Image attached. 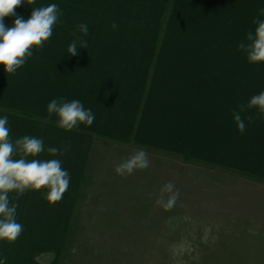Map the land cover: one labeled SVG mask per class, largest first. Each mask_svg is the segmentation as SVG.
Returning a JSON list of instances; mask_svg holds the SVG:
<instances>
[{"label":"rangeland","instance_id":"1","mask_svg":"<svg viewBox=\"0 0 264 264\" xmlns=\"http://www.w3.org/2000/svg\"><path fill=\"white\" fill-rule=\"evenodd\" d=\"M53 3L58 5V19L52 36L42 47H35V71L50 68L52 61L44 54L50 40L69 36L86 23L94 30L87 33L118 40L115 44L122 56L130 55L142 68L146 64L155 75L154 85L159 78L157 65L171 68L167 63L171 56H179L176 64L184 71L192 68L179 64L181 56L192 55L201 61L209 57L211 62L206 65L211 70L264 72V62L250 63L247 52L239 48L241 43H251L247 35L255 33L258 24L254 21L264 20V0H34L31 5L25 0L15 12L27 20L33 9ZM14 19L7 16L4 23L12 26ZM166 77L170 83V74ZM248 81L259 80L250 77ZM25 91L28 93L22 97L10 96L17 101L8 97L5 102L0 96V103L39 113L36 107L43 104H35V94L29 88ZM259 91L247 89L240 96L241 105ZM158 95L159 100H171L169 95L163 97L164 93ZM236 108L233 113L240 112L245 131L255 122L263 124L264 114L257 108L242 112L240 106ZM215 112L209 114L215 116ZM4 116L8 117L6 126L13 144L25 135L35 137L34 120L0 111V118ZM233 122V141L243 140L247 134L238 130L234 117ZM97 148L94 151L100 150L103 157L96 170L92 158L88 163L68 224L67 250L61 264L67 258L99 257L90 254L92 248L127 249L133 253L127 256L133 264H264V181L246 174L249 167L238 170L241 160L247 164L253 161L242 158L249 155L228 152L223 162L234 169L134 145L116 147L104 138L98 140ZM137 150L147 153L149 167L117 175L114 167ZM168 182L172 191L162 193ZM33 194L35 191L26 190L23 200ZM17 199L15 190L9 193L10 204H16ZM33 213L35 207L18 206L16 216Z\"/></svg>","mask_w":264,"mask_h":264},{"label":"crops","instance_id":"2","mask_svg":"<svg viewBox=\"0 0 264 264\" xmlns=\"http://www.w3.org/2000/svg\"><path fill=\"white\" fill-rule=\"evenodd\" d=\"M73 30L69 36L49 41L44 54L52 62L47 71H35V46L30 49L31 57H27L15 73H5L4 66L0 65V96L5 97L2 101L7 102L10 96L22 97L28 93L25 88H29L31 94H35V104L36 101L43 104L36 107L39 113H33L0 103L1 112L35 121V137L43 139L44 151L27 159H59L71 177L68 190L55 204L46 201L47 188L27 195L24 200L23 195L19 196L16 204L35 207V213L16 216L17 222L24 223L23 232L16 241H0V260L6 257L5 264H61L67 250L64 245L68 224L83 178L91 158L93 169L98 167L103 156L100 150H94L98 149V140L103 138L116 147L134 145L236 169L223 162L233 150L249 155L242 158L253 160L249 164L241 160V167L237 169L245 171L243 169L249 167L246 174L264 181V121L248 127L243 140L232 139L235 133L233 110L241 105L240 96L247 89L264 91V81H260L264 80V72L211 70L206 65L211 62L207 60L209 57L201 61L200 57L192 55L181 56L179 64L192 68L184 71L176 64L179 56H171L167 57L171 68L157 65L159 78L154 85L155 75L150 74L146 64L142 68L130 55L120 54L115 44L118 40H104L98 33L85 35L78 27ZM88 31L94 30L88 28ZM73 40L77 41V55L70 56L67 49ZM80 41L87 43L86 49L79 48ZM167 73L172 77L170 83ZM250 77L259 81L249 82ZM162 93L166 94L163 97L169 95L171 100H159L158 94ZM59 98L65 102L80 100L94 113L93 124L81 123L71 131L58 127V117L56 114L49 116L47 105ZM10 101L17 99L10 97ZM201 104H207V109H201ZM209 111H216L215 116ZM216 114L221 117L216 118ZM49 147L61 149L63 155L49 154ZM12 158L19 159L20 154L15 153ZM91 251V255L100 256L84 260L67 258L65 264H133L127 257L133 253L127 249L92 248ZM120 255L124 257H115Z\"/></svg>","mask_w":264,"mask_h":264},{"label":"clouds","instance_id":"3","mask_svg":"<svg viewBox=\"0 0 264 264\" xmlns=\"http://www.w3.org/2000/svg\"><path fill=\"white\" fill-rule=\"evenodd\" d=\"M34 0H27L31 5ZM25 4V0H0V65L4 66L7 74L15 73L22 67L27 57L32 55L30 49L33 46L39 48L52 36L53 26L58 19V5L50 4L46 7H39L32 10L30 17L25 20L18 16L15 9ZM15 17L12 26H6L4 18ZM254 23L258 24L255 33H248L247 40L251 43H241L240 49L247 52V59L250 63L264 62V20L257 18ZM78 30L87 34L88 26L81 23ZM113 27H116L114 24ZM79 48H87L85 41H80ZM77 41L73 40L68 46L70 56L77 55ZM257 108L264 114V92L253 95L249 102L240 105V111ZM49 116L56 114L58 127L71 131L83 123L91 126L95 121V115L91 109H86L80 100L65 102L63 98L53 99L47 105ZM248 119H251L249 117ZM234 120L238 130L245 131V123L240 112L234 113ZM8 117L0 118V241L14 242L23 232V225L16 220L17 204H10L9 193L13 190L17 198L26 190L38 191L47 188L46 201L49 204L59 202L70 185V173L62 167L59 159H27L37 157L44 151L43 139L23 136L13 144L9 138ZM48 153L55 156L63 151L56 147H49ZM15 153L20 154L19 159H13ZM150 161L147 153L137 150L121 163L114 167V172L119 176L131 175L136 170H145L149 167ZM173 185L168 182L161 192H171ZM175 197H173V200ZM173 201L170 200L169 204ZM0 260V264H5Z\"/></svg>","mask_w":264,"mask_h":264},{"label":"trees","instance_id":"4","mask_svg":"<svg viewBox=\"0 0 264 264\" xmlns=\"http://www.w3.org/2000/svg\"><path fill=\"white\" fill-rule=\"evenodd\" d=\"M23 115H25V116H27V117H35L34 115L29 114V113H23ZM184 159H186V160H192V159L189 158V157H184ZM193 161H195V160H193Z\"/></svg>","mask_w":264,"mask_h":264}]
</instances>
